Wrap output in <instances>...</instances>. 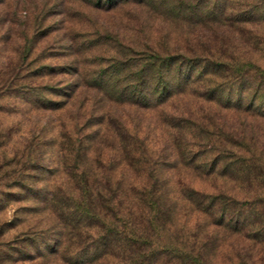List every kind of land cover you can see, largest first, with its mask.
I'll return each instance as SVG.
<instances>
[{"label": "rangeland", "instance_id": "rangeland-1", "mask_svg": "<svg viewBox=\"0 0 264 264\" xmlns=\"http://www.w3.org/2000/svg\"><path fill=\"white\" fill-rule=\"evenodd\" d=\"M98 2L0 0V68L25 76L0 96V264H264V117L212 100L224 81L212 63L264 64V21L233 27L212 0ZM124 48L196 59L207 74L197 64L136 102L121 94L137 77L127 66L64 96ZM45 86L54 110L22 95Z\"/></svg>", "mask_w": 264, "mask_h": 264}, {"label": "trees", "instance_id": "trees-1", "mask_svg": "<svg viewBox=\"0 0 264 264\" xmlns=\"http://www.w3.org/2000/svg\"><path fill=\"white\" fill-rule=\"evenodd\" d=\"M104 1L105 0H99L98 3L100 5H103ZM122 1L123 0H106L104 7L105 9L113 10L116 5H118ZM235 1H237L239 4H235ZM240 1L242 0H212V16L223 17L233 27L241 26L248 21H264V0H258V8H251L250 6L247 7ZM217 2V6L219 5L218 7L216 6ZM227 2H229L228 8L224 6ZM95 7H98L100 9L101 6ZM234 29L239 30L238 28ZM84 42L85 41L75 44L70 40L67 42V48L65 49L69 52L74 47L79 48V46H81L84 47V49L88 50L94 46H100L102 43L99 39H95L93 41L90 40L88 41L89 44ZM261 44L264 45L263 42ZM127 49L128 48H124L122 51L118 50L119 52H115V55L111 56L113 58L117 55H120L127 56V58L125 60L115 62L111 65V68L109 70L102 71L99 74H92L93 76L91 75L90 79H88L87 81H85L86 79L83 80L79 75L77 88L71 87L70 89L63 90L64 96L68 97L71 100L79 95V89L81 87L85 88L86 86H93L95 88H102L106 86V84L111 79L115 78L116 76L120 77L121 75L125 74L124 69L127 66L135 68L137 77L133 78L134 82L128 88H126V90H122L121 94L125 93L124 95L132 98V100L136 102L146 100L148 97L149 100L151 98H156L157 101L160 100L159 98H162L164 95H168L169 93H171L170 89L172 87L176 88L175 86L180 85L179 83L181 77L186 78L188 75H190L187 79H185V81L187 82L192 79L194 76L193 73L189 74V68L194 69L197 64L202 65L199 66V74H207L204 73L206 65L202 64L201 62H197L196 59L181 57L180 55L174 54H168V56L165 57H161L156 54H150L148 57L141 58L138 55H129ZM27 50L23 53L25 57L26 55L31 54L30 49L28 51ZM261 55L264 59V47H262L261 49ZM99 61L104 62L105 58L99 57ZM263 66L264 64L262 66H259L246 60H243V62L235 61L234 63H212V74L217 75L219 79L224 80L223 84H219V86L212 91V100L219 99L221 102L229 103L232 108L244 109L247 112L257 115H263L264 117V97L262 96V86L264 84ZM38 69L39 72H37V74L41 73V75H46L44 73H49L50 70L56 71L55 68L51 66L50 68L42 66ZM21 70V68H17L8 71V69L6 68V70L4 71L0 68V77H2L0 82L1 97L5 95L8 97L11 96V93H13L14 90L10 87L12 85L14 86L15 81L20 79L19 73ZM58 70L61 71L63 69L61 68ZM166 70L167 72H169L168 76H166L168 79L167 81L162 78V73ZM61 73L65 72H59L58 74ZM24 79L25 76L22 75L20 81ZM56 92H58L56 88L45 86L42 88L38 87L32 93L22 92V95L29 96L30 98L35 97L36 100H32L33 104L39 103L49 111L54 110L53 105L55 104L52 103L51 97L53 94H56ZM246 93H249L251 97L249 102L244 104L243 97ZM258 98L260 103H256V101H258ZM47 247L49 248V246Z\"/></svg>", "mask_w": 264, "mask_h": 264}]
</instances>
